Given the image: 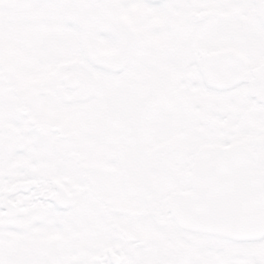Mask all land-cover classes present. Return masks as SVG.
<instances>
[{"label": "snow or ice", "instance_id": "snow-or-ice-1", "mask_svg": "<svg viewBox=\"0 0 264 264\" xmlns=\"http://www.w3.org/2000/svg\"><path fill=\"white\" fill-rule=\"evenodd\" d=\"M0 264H264V0H0Z\"/></svg>", "mask_w": 264, "mask_h": 264}]
</instances>
